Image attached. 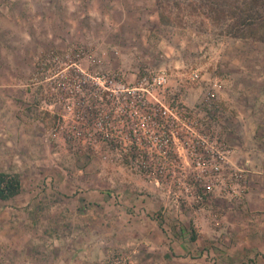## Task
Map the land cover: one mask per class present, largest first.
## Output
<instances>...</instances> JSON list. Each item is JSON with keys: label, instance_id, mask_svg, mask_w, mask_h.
<instances>
[{"label": "rangeland", "instance_id": "rangeland-1", "mask_svg": "<svg viewBox=\"0 0 264 264\" xmlns=\"http://www.w3.org/2000/svg\"><path fill=\"white\" fill-rule=\"evenodd\" d=\"M201 1L0 0V107L8 114L0 116V170L20 167L14 172L26 191L7 207L0 198V264H25L29 254L47 264L90 254L87 248L95 243L87 244L89 226L81 221L54 229L38 225L58 212L55 204L88 207L91 200L85 195L75 200V194L92 185L125 189L122 196L110 194L106 201L116 214L125 207L127 217L121 239L105 244L109 250L103 261L121 252L129 257L138 231L135 206L141 181L159 191L154 199L161 215H153L164 241L169 244L176 234L188 239L182 257L188 263L178 262V257L173 264H264L263 204L245 196L252 172L261 179L258 187L264 184V40L232 35V18ZM194 69L198 79L190 78ZM162 71L168 77L165 84L151 87L152 77ZM75 74L92 79L95 92H105L83 101L84 111L94 110L92 133H79L72 140L71 129L87 126L71 110ZM132 87H137L133 93ZM162 104L171 111L166 117L173 119L167 121L174 131V149L168 153L160 139L165 125L150 123L146 110L152 105L159 111ZM134 108L141 121L129 114ZM98 111L111 119L102 128ZM124 111L125 123L138 129L134 135L115 130L120 128L117 113ZM180 112L187 116L186 126L176 119ZM188 127L224 142L226 169H246L248 184L238 197L206 191L201 198L195 195L202 183L190 180ZM140 151L155 169L163 167L156 170L161 183L139 169ZM169 158L176 159V176L167 171ZM178 171L194 182L192 191L177 183ZM46 176H52L47 184ZM39 200L51 204L50 210L38 208ZM25 216L33 220L27 226ZM66 217L71 215L62 214V221H69ZM54 236L58 242L46 241ZM159 262L148 259L142 264ZM169 263L167 258L160 262Z\"/></svg>", "mask_w": 264, "mask_h": 264}, {"label": "crops", "instance_id": "crops-1", "mask_svg": "<svg viewBox=\"0 0 264 264\" xmlns=\"http://www.w3.org/2000/svg\"><path fill=\"white\" fill-rule=\"evenodd\" d=\"M1 115H8L6 110L0 107V116ZM251 116H255V114H252ZM252 125V124H251ZM254 126L256 124L254 123ZM19 166V165H18ZM14 171H20V167L15 168ZM52 176H46L45 177V184H47V181L50 180ZM58 178V175L53 174V179ZM141 178V177H140ZM251 186L249 187L248 191L246 192L245 196L249 201L251 200V203H255L256 205L261 202L263 206L261 205L262 210H264V184L263 187L260 188L259 182L261 179H257L258 176H256V173H251ZM250 182V181H249ZM139 187L137 188V185L134 187L140 190L139 192V201L137 205L135 206V212H137V220L139 221L136 225L138 228V231L136 232V235L133 240V245L131 248H129V257H130V264L136 263V264H142L144 261H148L151 259L156 260L157 262H164L167 258L168 262H171L174 258H178V262H183L185 260V263L187 259L184 256L186 251L188 250V239H186L185 236H182L181 234H176L173 238H169L170 243H166L164 241L163 235L160 234V230L158 228V223L156 221V217H154L153 214L158 215L160 212V207L158 205V201L154 199V197L159 196V191L157 190V187H147V184L143 181L139 182ZM143 186V187H142ZM255 186H257L255 188ZM255 189L257 190V193H254ZM123 190L125 189H115L110 190L105 187L92 185L91 188L84 189L83 191H80V193L75 194V200L79 199L81 196L85 195L87 200H91L90 203H88V207H86L84 204L80 205V209L77 210V206L73 205V209L71 207H67L64 205H53L52 208H54L55 211H58L56 214L53 215V217H47L43 218V221L38 225V228L42 229H54V228H62L63 224L69 223L70 225L76 226L77 221H81L82 223L88 225L86 232L87 235L85 237H89L91 241H89L87 244H93V246H89L87 248L88 251H90V254L87 256L81 255V259L79 256H73L71 255V258L67 259L65 258V262L63 258H56L54 259V262L51 264H100L102 263L104 259V255L107 253L105 244L110 243H116V239H121V231L123 230V225L126 224V217L127 212L125 207L122 209H118L117 213H114L111 211L110 204L106 203V201L109 200L108 195H116V196H122ZM26 193L25 189L22 188L21 192H18L14 196L4 199L5 202L9 205H13V202L15 200H21V196H25ZM254 193V194H253ZM49 195V193H44ZM82 194V195H81ZM40 196H42L41 193H39ZM55 195H59L57 192H55ZM54 195V196H55ZM26 200V199H24ZM250 203V205H251ZM260 203V204H261ZM42 205V208L46 210H50L51 204L47 205L43 201H38V208H40ZM13 207V206H11ZM50 207V208H49ZM27 208L32 210V205H28ZM159 208V209H158ZM163 208V207H162ZM42 209V210H43ZM38 212L40 210L38 209ZM69 213L71 217H66L65 219H69V221H62V214ZM79 213L77 216H72L74 213ZM161 215V212H160ZM24 219L25 225H29L32 219L29 220L28 216H25ZM29 220V221H28ZM40 222V221H39ZM121 225V226H119ZM183 225V224H182ZM112 228L113 231H110ZM115 228L116 231H115ZM183 228V227H182ZM119 232L121 234H119ZM57 238L54 236L53 238H50L46 241H51L53 243H56ZM10 244V241H9ZM5 245V250H8V242L5 241L3 243ZM161 250V253L160 251ZM35 249L30 250L31 253H35ZM75 251V250H74ZM44 256V254L42 255ZM159 256V258H157ZM32 257V258H31ZM183 257V258H182ZM84 258V259H83ZM171 258V259H170ZM43 257L36 260L35 255L29 254L27 256V259H25V264H47L45 263ZM32 261V262H31ZM159 262V264H160ZM155 264V263H154ZM170 264V263H169Z\"/></svg>", "mask_w": 264, "mask_h": 264}, {"label": "built area", "instance_id": "built-area-1", "mask_svg": "<svg viewBox=\"0 0 264 264\" xmlns=\"http://www.w3.org/2000/svg\"><path fill=\"white\" fill-rule=\"evenodd\" d=\"M77 74V73H76ZM75 76L73 77L74 83L76 84L72 89L71 94V110L74 115H76L77 118H80L82 124H87L86 127H76L75 129H71L72 135L70 134V137H72V140L75 139V135L79 138V133L87 132L92 133L91 126L89 125V122L92 121V118L90 114H93V108L89 107V110L84 111L83 108V101L88 100L89 96H95V97H102L104 95V90L102 93L95 92V89L93 87H90V83L92 82V79L89 77H84L83 79L77 78ZM200 76V73L194 69L192 71V74L190 75L191 79H198ZM167 75L164 71L157 73L152 77V80L149 82L150 86L153 87L154 85H164L167 81ZM77 81V82H76ZM87 83V85H85ZM213 85H217V82L214 81ZM137 87H132L130 91L133 93ZM96 93V95L94 93ZM107 94V93H105ZM213 95V92L207 93V99H209V95ZM133 96V95H132ZM140 94H138V101L141 102ZM156 98V97H155ZM74 99V100H73ZM158 100V98H156ZM75 102V104H74ZM68 105V107H70ZM132 113L129 112V114H133L135 119L138 121H141L140 113H138V109L134 108L132 109ZM148 119L150 123H156V125H165V127L162 129V137L160 139L164 140L165 148L164 153L171 152L173 147V133L172 126L169 127V123L167 122L169 119L173 121V119L166 117L170 116V109L167 108L164 104H162V107H160L159 111L155 110V107L150 105L148 109ZM170 111V112H168ZM97 113H101L98 111ZM102 117L98 120V124L102 128L105 123H110L111 119L109 118V114L101 113ZM118 116L116 118L117 124L120 127L119 129H115L116 131L124 130L125 132H129V135H134L138 129L135 125H128L125 122L126 114L124 112L117 113ZM98 115V114H97ZM160 116V119L158 117ZM115 116V115H114ZM131 116V115H130ZM175 117V115H173ZM133 117V116H131ZM187 116L185 113H181L178 115V118L176 119L179 121L180 126L184 124L187 125ZM134 119V121H135ZM176 119H174V122L177 123ZM133 121V122H134ZM133 124V123H132ZM92 125V124H91ZM122 126V127H121ZM93 127V126H92ZM86 128V130H84ZM190 130V135H188L186 138L189 139V142L187 143V148L190 149L189 157L191 159V164L193 166V176L190 177V180H200L202 183V190L200 192H197L195 195L199 198L202 197V194L204 192L212 193L214 195H230L232 197H238L241 193H243L247 187L248 184V177H247V171L246 169L242 167H236L232 166L229 167V169H226L227 167L224 165V162L227 161L224 152H227L228 150L224 147V142L217 138L215 136H208L207 134H199L197 130L193 129L192 127H188ZM101 131V130H100ZM89 134V135H90ZM185 135V134H184ZM196 136V137H195ZM195 138V139H194ZM131 148V147H130ZM202 149V151L200 150ZM138 160L141 161L139 164L140 170L144 171L147 176L150 177V180L154 181L155 184L161 183L159 178L156 176V170L159 169L161 172L163 171V167L158 166L157 169L151 166L150 163L143 159V155L141 151L138 154ZM145 156V155H144ZM170 162L167 160V171L170 173V175H174L175 171L174 168H172V164L175 163V158H169ZM172 172V174H171ZM179 172V171H178ZM182 175L179 172V175H177V183L181 185L187 192L192 191V188L194 187V182L190 183L186 180V178L182 177ZM204 190V191H203ZM129 262V257L125 253H116L115 255L107 256L102 264H126Z\"/></svg>", "mask_w": 264, "mask_h": 264}, {"label": "trees", "instance_id": "trees-1", "mask_svg": "<svg viewBox=\"0 0 264 264\" xmlns=\"http://www.w3.org/2000/svg\"><path fill=\"white\" fill-rule=\"evenodd\" d=\"M239 1V2H237ZM200 4L208 5L210 10L223 12L232 18L229 32L235 36L255 35L264 40V0H203ZM159 17L163 18L162 11ZM165 20V19H163ZM61 118V114H58ZM21 189L19 174L14 171L0 170V198L7 199ZM191 237H195L194 234Z\"/></svg>", "mask_w": 264, "mask_h": 264}]
</instances>
